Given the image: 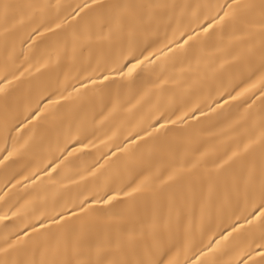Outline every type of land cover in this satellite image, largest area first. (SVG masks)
<instances>
[{
  "label": "bare ground",
  "instance_id": "bare-ground-1",
  "mask_svg": "<svg viewBox=\"0 0 264 264\" xmlns=\"http://www.w3.org/2000/svg\"><path fill=\"white\" fill-rule=\"evenodd\" d=\"M0 264H264V0H0Z\"/></svg>",
  "mask_w": 264,
  "mask_h": 264
},
{
  "label": "snow or ice",
  "instance_id": "snow-or-ice-1",
  "mask_svg": "<svg viewBox=\"0 0 264 264\" xmlns=\"http://www.w3.org/2000/svg\"><path fill=\"white\" fill-rule=\"evenodd\" d=\"M129 71H131V69Z\"/></svg>",
  "mask_w": 264,
  "mask_h": 264
}]
</instances>
